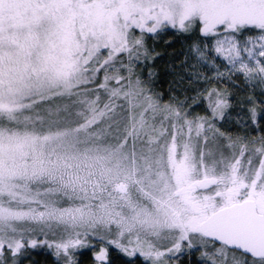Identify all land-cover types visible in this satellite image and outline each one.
Instances as JSON below:
<instances>
[{
	"label": "snow or ice",
	"instance_id": "snow-or-ice-1",
	"mask_svg": "<svg viewBox=\"0 0 264 264\" xmlns=\"http://www.w3.org/2000/svg\"><path fill=\"white\" fill-rule=\"evenodd\" d=\"M264 264V0H0V264Z\"/></svg>",
	"mask_w": 264,
	"mask_h": 264
},
{
	"label": "trees",
	"instance_id": "trees-1",
	"mask_svg": "<svg viewBox=\"0 0 264 264\" xmlns=\"http://www.w3.org/2000/svg\"><path fill=\"white\" fill-rule=\"evenodd\" d=\"M40 262V264H49V260L45 255L39 256L38 258H34Z\"/></svg>",
	"mask_w": 264,
	"mask_h": 264
},
{
	"label": "rangeland",
	"instance_id": "rangeland-1",
	"mask_svg": "<svg viewBox=\"0 0 264 264\" xmlns=\"http://www.w3.org/2000/svg\"><path fill=\"white\" fill-rule=\"evenodd\" d=\"M42 255H44V254H38L34 258H38L39 256H42Z\"/></svg>",
	"mask_w": 264,
	"mask_h": 264
}]
</instances>
